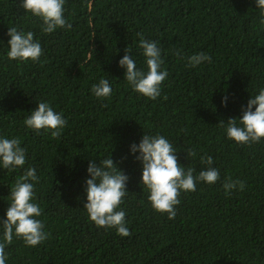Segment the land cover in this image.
I'll list each match as a JSON object with an SVG mask.
<instances>
[{
  "label": "trees",
  "instance_id": "trees-1",
  "mask_svg": "<svg viewBox=\"0 0 264 264\" xmlns=\"http://www.w3.org/2000/svg\"><path fill=\"white\" fill-rule=\"evenodd\" d=\"M21 3L0 0V137H17L26 149L23 168L0 167V221L11 188L35 168L37 219L48 238L30 247L14 236L6 264H264V139L238 144L226 134L227 120L237 117L239 125L242 106L264 88V16L256 0H66L72 27L52 33ZM11 27L34 33L43 48L39 61L8 58ZM137 33L158 42L168 72L154 100L134 91L119 65L128 47L147 72ZM199 52L211 62L187 66ZM100 79L111 84L108 98L91 91ZM38 102L66 118L58 139L24 124ZM143 134L167 138L195 174L208 167L200 159L206 155L220 172L215 184L181 192L174 219L152 207L138 153H130ZM111 154L129 177L120 207L130 236L96 226L84 208L89 161ZM228 177L245 189L226 194Z\"/></svg>",
  "mask_w": 264,
  "mask_h": 264
},
{
  "label": "clouds",
  "instance_id": "clouds-1",
  "mask_svg": "<svg viewBox=\"0 0 264 264\" xmlns=\"http://www.w3.org/2000/svg\"><path fill=\"white\" fill-rule=\"evenodd\" d=\"M66 0H22L21 7L26 12L43 21V31L52 33L58 28L71 29L72 25L65 18ZM256 6L264 16V0H256ZM264 23V19L261 20ZM10 39L7 44V56L10 60L39 61L43 55V48L34 33H25L16 27L8 29ZM139 46L146 58L147 72L139 69L131 56V49H125V55L119 60V65L126 69L125 79L132 89L149 99L160 96L161 85L167 79L168 72L161 70L163 60L158 42L150 41L141 33ZM181 55L180 51L176 52ZM203 62H211V57L199 52L188 57V65L196 67ZM97 98H108L112 94L111 84L107 79H100L91 87ZM222 104L227 105V95L222 98ZM255 106V110H253ZM237 117L229 118L226 122V134L229 139L238 144L258 143L264 139V88L258 94L250 97L246 107L242 106V116L237 124ZM24 124L39 134L41 130L50 131L53 138L58 139L65 126L66 118L62 113L54 111L48 102H38L36 109L25 119ZM219 124L225 126V121ZM130 153L137 154L135 159L142 164L141 183L148 191V199L152 207L161 213H167L169 219L176 216V206L180 204L181 192H194L198 182L215 184L221 179L217 168L212 167L214 161L211 156H201V163L208 167L196 173L192 167L185 168L178 162L177 149L164 136L143 134L140 142L130 145ZM188 156L195 157L196 152L190 150ZM26 163V149L21 147V140L0 137V167L6 170L23 168ZM86 179L87 202L84 204L89 219L98 227L115 228L120 236H130L126 226V212L121 209L124 198L128 195L127 182L129 177L110 157L100 160H90ZM39 177L35 168L27 169L10 190L11 203L6 211V219L0 221L3 237L0 239V264H6L8 254L6 246L13 238L22 239L25 245L36 247L48 238L44 231V224L40 219L42 210L34 202V183ZM223 188L226 194L233 190L243 191L245 183L241 180L225 179Z\"/></svg>",
  "mask_w": 264,
  "mask_h": 264
}]
</instances>
